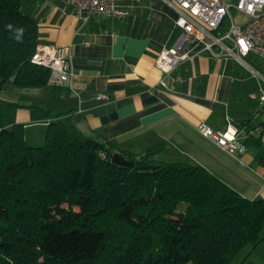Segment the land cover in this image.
Masks as SVG:
<instances>
[{
  "label": "trees",
  "instance_id": "obj_1",
  "mask_svg": "<svg viewBox=\"0 0 264 264\" xmlns=\"http://www.w3.org/2000/svg\"><path fill=\"white\" fill-rule=\"evenodd\" d=\"M38 42L21 0H0V88L50 85L49 70L30 61ZM258 140L249 132L245 144ZM27 143L0 107V264H229L264 241V198L199 164L152 160L160 145L138 157L119 152L150 168L123 166L111 160L112 143L82 137L60 117L41 146Z\"/></svg>",
  "mask_w": 264,
  "mask_h": 264
},
{
  "label": "crops",
  "instance_id": "obj_2",
  "mask_svg": "<svg viewBox=\"0 0 264 264\" xmlns=\"http://www.w3.org/2000/svg\"><path fill=\"white\" fill-rule=\"evenodd\" d=\"M120 4L127 17L94 16L82 24L59 0H21L37 22L39 42L66 47L75 73L70 87L21 91L35 102L7 100L25 140L35 143L48 121L60 117L80 136L112 143L118 153L138 157L160 145L152 160L199 164L242 195L264 198V104L237 92L243 81L238 60L200 51L166 74L155 59L180 34L176 11L165 0ZM199 124L220 131L232 125L244 144L249 132L260 140L230 154L203 136ZM223 158L241 167L238 175H226Z\"/></svg>",
  "mask_w": 264,
  "mask_h": 264
},
{
  "label": "built area",
  "instance_id": "obj_3",
  "mask_svg": "<svg viewBox=\"0 0 264 264\" xmlns=\"http://www.w3.org/2000/svg\"><path fill=\"white\" fill-rule=\"evenodd\" d=\"M72 9L82 24L94 16L125 18L127 7L121 1L140 3L143 0H59ZM177 13L176 26L180 34L176 41L164 47L155 59V66L170 73L175 65L191 60L200 51L211 56L234 57L248 66L244 57L250 52L264 55V0H165ZM233 11L246 15L241 23L234 21ZM243 42V43H241ZM30 61L49 70L48 83L70 87L74 70L68 49L38 42ZM164 85V82L161 81ZM103 98V95H98ZM259 100L264 104V88ZM199 130L210 141L230 154H242L247 148L236 127L224 131L199 124Z\"/></svg>",
  "mask_w": 264,
  "mask_h": 264
},
{
  "label": "rangeland",
  "instance_id": "obj_4",
  "mask_svg": "<svg viewBox=\"0 0 264 264\" xmlns=\"http://www.w3.org/2000/svg\"><path fill=\"white\" fill-rule=\"evenodd\" d=\"M232 14L236 23H241L246 17V15H244L243 13L237 11H233ZM244 61L248 64V66L243 64L241 61L236 62L239 70L241 71L240 77L243 78V81L238 84L237 92L239 94L246 95L247 97H255L257 103L262 106V103L259 100V94L260 90L264 88V78L260 77L264 76V55H259L251 52L247 57H244ZM251 67L257 69L260 76L254 73L251 70ZM21 91L24 90L13 86L9 81L4 83L0 89V107L4 113L6 124H12L14 122V117H12L13 111L10 110V104L7 100L14 99L18 100L21 103L25 102L26 104H28V102H35V100H37V97H35L34 95L21 94ZM45 133L46 130L39 137V139H37V137H34L35 139H32V142L35 143L27 144L32 146H41L45 138ZM223 160L225 161L226 159L223 158ZM225 164L227 165L226 175H238L236 171H240V166L238 167V165H236L229 159L225 161ZM182 207H184V203H180L177 207V210L182 209ZM262 234H264V229H262ZM229 264H264V241H261L254 249L250 250V252L248 247H243L241 250H239V252L235 255V257Z\"/></svg>",
  "mask_w": 264,
  "mask_h": 264
},
{
  "label": "water",
  "instance_id": "obj_5",
  "mask_svg": "<svg viewBox=\"0 0 264 264\" xmlns=\"http://www.w3.org/2000/svg\"><path fill=\"white\" fill-rule=\"evenodd\" d=\"M111 160L123 166L134 167L135 169H148L151 166L148 162L141 159L135 161L127 159L118 152L112 154Z\"/></svg>",
  "mask_w": 264,
  "mask_h": 264
},
{
  "label": "clouds",
  "instance_id": "obj_6",
  "mask_svg": "<svg viewBox=\"0 0 264 264\" xmlns=\"http://www.w3.org/2000/svg\"><path fill=\"white\" fill-rule=\"evenodd\" d=\"M6 28L8 30H12L13 26L11 24H8V25H6ZM23 33H24L23 28H16L15 29V38L19 41L20 38L22 37Z\"/></svg>",
  "mask_w": 264,
  "mask_h": 264
},
{
  "label": "snow or ice",
  "instance_id": "obj_7",
  "mask_svg": "<svg viewBox=\"0 0 264 264\" xmlns=\"http://www.w3.org/2000/svg\"><path fill=\"white\" fill-rule=\"evenodd\" d=\"M241 43H243V42H241Z\"/></svg>",
  "mask_w": 264,
  "mask_h": 264
}]
</instances>
